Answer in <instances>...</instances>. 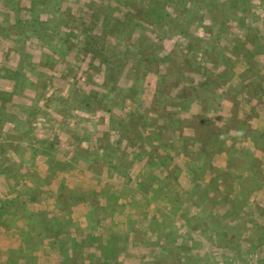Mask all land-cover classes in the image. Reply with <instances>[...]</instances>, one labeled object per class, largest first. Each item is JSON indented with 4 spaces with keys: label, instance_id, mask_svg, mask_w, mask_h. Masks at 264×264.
Segmentation results:
<instances>
[{
    "label": "crops",
    "instance_id": "crops-1",
    "mask_svg": "<svg viewBox=\"0 0 264 264\" xmlns=\"http://www.w3.org/2000/svg\"><path fill=\"white\" fill-rule=\"evenodd\" d=\"M71 2L53 16L56 1H26L18 32L0 10V264L264 245V30L244 31L237 1L141 0L133 23L113 0L85 19L84 70ZM103 17L121 30L98 32ZM53 88L70 106H52Z\"/></svg>",
    "mask_w": 264,
    "mask_h": 264
},
{
    "label": "rangeland",
    "instance_id": "rangeland-1",
    "mask_svg": "<svg viewBox=\"0 0 264 264\" xmlns=\"http://www.w3.org/2000/svg\"><path fill=\"white\" fill-rule=\"evenodd\" d=\"M1 1L3 2L18 1L17 3L12 4V9L9 8L7 10L4 7L0 6V10L2 11L4 18L6 19L12 18V20L15 21V23L19 22V23H22V25L24 23L23 22L24 17H20V16L29 15V12L27 11L28 7L25 5L26 1H38L41 4H42V1L43 2L56 1V3L50 5V7L52 8L51 15L53 16L58 14V11L56 12L55 10L56 8H60V7L62 8L64 5V1H66L67 3H69V1H72L69 4V6H66V7H69L68 10H72V12L73 10L75 12H78L76 8L77 9L80 8V6H78L76 1H84V5H83L84 9H82V11L79 12L80 17H83L84 19V21L81 22V25H80L83 30L82 33L80 34L82 38H79V37L77 38V40L81 39L83 41V42L82 41L79 42L78 44L80 46V50H79L80 53H78L77 56L75 57H74V54L69 55L72 61L74 57V61L76 64H78V66L82 63L84 70L86 69L88 63L91 62L93 58H95L94 54L86 53V50L90 52L91 50L94 49L92 46L97 45V43H94L95 40L93 38L91 39V42H89L90 38L85 37L89 33V30H90L89 26L93 24V22L86 21L85 19L89 20L92 14L93 16H96V17H100L101 15L106 16V13L111 12L113 8V6L110 5L111 1L113 0H1ZM61 1H63V3ZM115 1H123V0H115ZM193 1H205V2L206 1H237L236 3L238 5L240 4L243 5L241 16L243 17L244 23H245L244 31L253 32L254 30H256V28H258L259 30H264V0H193ZM14 4H18V6H15ZM210 4L211 2L210 3L208 2L207 7L209 6L214 7L213 5H210ZM119 8L127 9L130 12L129 19L133 23H137L138 20L143 17V15L140 14V9L142 8L141 0H127V2L124 3L122 6H119ZM226 8L230 10L228 6H226ZM213 9L211 10V12H213ZM68 10L66 12H68ZM83 12L86 13L87 16H84ZM35 14L37 13H33V15ZM68 14H70V12H68ZM158 14H159V17L162 16V12H160V10ZM214 14L217 17L219 16L220 19H224L222 12L214 13ZM225 14L226 16H229V14L227 13ZM153 18H156V16L154 15V12H153ZM145 19H147V17H145ZM19 23H17V25L14 28L9 27L8 29L10 31L13 30L15 32H18L21 28V25ZM101 23L102 24L98 26V29H97V31L100 33L107 29L121 30L120 25L116 19L114 20L109 19L107 21L106 17H103ZM261 23L263 24V26ZM75 24L76 23L73 21L71 22L70 26L75 25ZM130 26L131 27L133 26V27L131 28ZM130 26L127 27V29L130 27L129 29L132 32L130 33V35H133L134 33L136 34L138 29L135 27H137L138 25L132 24ZM24 27L25 26H23V28ZM84 28L86 29L84 30ZM228 30H231V29H228ZM85 42H87L88 44H86ZM100 43L102 44L101 38H100ZM99 53L102 56L106 57L105 56L106 50L103 49V51ZM211 56L213 59L216 58L215 52L213 50H212V54L210 55V57ZM46 61L50 64L52 62V61L50 62V60H46ZM95 61H96V58H95ZM66 69L67 71H65ZM61 71L64 73V76L65 74L69 75L72 73L69 71V68H65V69L62 68ZM54 72H56L55 73L56 75H58L59 73L58 70H54ZM54 89L56 88H53V90L51 91V95L52 93H54L53 92ZM54 94L55 95L52 96V101H51L52 106L60 110L62 109L63 106H66V104L70 106V102L69 103L64 102L62 101V99L57 100L58 92ZM259 232H260V237H261V232H262L261 228ZM260 241L262 242V240ZM177 242L179 241H176V245H164V246H161L160 248H157L156 250L155 248H151L150 253L156 254V258H157L156 262L145 261L144 263H132V264H264V245H258L256 248L254 247L251 248L250 246H247L244 249L247 253H249V256H246V253H245L243 256L240 257L238 255L239 253L238 249L231 247V246L227 247L226 251H219L218 246L214 248L211 247L208 249L195 246L194 250H191L190 247L186 244V242L185 243L179 242L178 244ZM263 243H264V239H263ZM203 259H205V261Z\"/></svg>",
    "mask_w": 264,
    "mask_h": 264
}]
</instances>
